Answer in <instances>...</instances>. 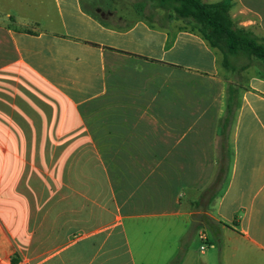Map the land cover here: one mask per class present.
I'll return each instance as SVG.
<instances>
[{"label": "crops", "instance_id": "obj_1", "mask_svg": "<svg viewBox=\"0 0 264 264\" xmlns=\"http://www.w3.org/2000/svg\"><path fill=\"white\" fill-rule=\"evenodd\" d=\"M119 1L0 10V264H264V70Z\"/></svg>", "mask_w": 264, "mask_h": 264}, {"label": "trees", "instance_id": "obj_2", "mask_svg": "<svg viewBox=\"0 0 264 264\" xmlns=\"http://www.w3.org/2000/svg\"><path fill=\"white\" fill-rule=\"evenodd\" d=\"M149 5L153 10H161V21H180L196 31L212 49L221 55V66L226 71L239 75L255 60L264 70V38L251 31L236 26L229 15V2H205L204 0H141L135 11L149 23H155L152 12L143 14L144 7ZM160 22V21H159ZM235 58H245L246 63L239 67L232 65ZM237 87L227 85L226 115L224 125L231 121L238 107ZM223 169V168H222ZM223 178H218L222 183ZM213 199V195L210 196Z\"/></svg>", "mask_w": 264, "mask_h": 264}, {"label": "rangeland", "instance_id": "obj_3", "mask_svg": "<svg viewBox=\"0 0 264 264\" xmlns=\"http://www.w3.org/2000/svg\"><path fill=\"white\" fill-rule=\"evenodd\" d=\"M49 0H0V10L1 11H7L10 10L14 7H18V11L21 12L22 16L25 17L26 19L29 20H36L38 22L44 21L41 16H43V12L47 10V3ZM103 1V2H102ZM84 3V6L89 9L92 12L98 13L97 9L95 6L100 3H109L110 5L113 4V0H93V2L89 1V4L87 0H82ZM100 2V3H99ZM134 2V0H120L119 2H116V5L122 7L124 10H131V5ZM152 12L155 16V23L160 24L162 22L163 24H167V21H161L159 18L163 14L161 10H153L150 8L149 5L146 6L144 10V14H148ZM160 21V22H159ZM178 27L184 28V29H189L188 26H186L184 23L180 22L178 23ZM245 58H235L232 60V65L234 67H239L240 65L246 63ZM221 191V188L218 190ZM201 218V217H200ZM209 241L211 244H214L213 242V236L211 233H209ZM195 242L198 246L199 241L195 239ZM201 246H204L206 248L209 247V243L205 242V240L202 239Z\"/></svg>", "mask_w": 264, "mask_h": 264}, {"label": "built area", "instance_id": "obj_4", "mask_svg": "<svg viewBox=\"0 0 264 264\" xmlns=\"http://www.w3.org/2000/svg\"><path fill=\"white\" fill-rule=\"evenodd\" d=\"M201 248H203V246H201Z\"/></svg>", "mask_w": 264, "mask_h": 264}]
</instances>
